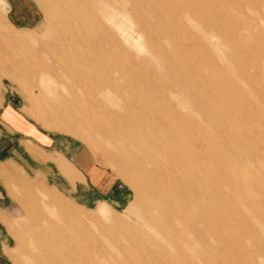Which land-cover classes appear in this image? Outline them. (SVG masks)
Segmentation results:
<instances>
[{
	"label": "rangeland",
	"instance_id": "1",
	"mask_svg": "<svg viewBox=\"0 0 264 264\" xmlns=\"http://www.w3.org/2000/svg\"><path fill=\"white\" fill-rule=\"evenodd\" d=\"M33 3H0V264H264V0Z\"/></svg>",
	"mask_w": 264,
	"mask_h": 264
},
{
	"label": "crops",
	"instance_id": "2",
	"mask_svg": "<svg viewBox=\"0 0 264 264\" xmlns=\"http://www.w3.org/2000/svg\"><path fill=\"white\" fill-rule=\"evenodd\" d=\"M0 3L6 21L12 27L28 29L35 25L39 12L38 9L36 10L34 7L33 0H0ZM6 118L9 119L8 117ZM6 123L18 124L20 122L13 123V121L11 122V119H9V122Z\"/></svg>",
	"mask_w": 264,
	"mask_h": 264
},
{
	"label": "bare ground",
	"instance_id": "3",
	"mask_svg": "<svg viewBox=\"0 0 264 264\" xmlns=\"http://www.w3.org/2000/svg\"><path fill=\"white\" fill-rule=\"evenodd\" d=\"M41 82H40V84H41V86L42 87H44V85L46 84V82H44V81H42V80H40ZM39 82V81H38ZM53 199V198H52ZM52 199H50V201H52ZM94 246V245H93ZM98 252V251H97ZM31 253H32V256L34 257V256H36V255H38V247L37 248H35V247H32V250H31ZM99 256V255H98ZM157 262V261H156ZM162 263V262H161ZM153 264V263H152ZM155 264V263H154ZM157 264V263H156Z\"/></svg>",
	"mask_w": 264,
	"mask_h": 264
}]
</instances>
